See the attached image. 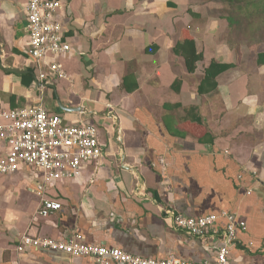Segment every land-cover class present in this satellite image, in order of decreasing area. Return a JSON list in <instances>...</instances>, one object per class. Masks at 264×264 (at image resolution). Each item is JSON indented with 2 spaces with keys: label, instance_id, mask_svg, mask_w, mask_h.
Returning a JSON list of instances; mask_svg holds the SVG:
<instances>
[{
  "label": "crops",
  "instance_id": "crops-1",
  "mask_svg": "<svg viewBox=\"0 0 264 264\" xmlns=\"http://www.w3.org/2000/svg\"><path fill=\"white\" fill-rule=\"evenodd\" d=\"M61 1L72 50L55 61L66 76L40 81L26 60L27 0H0V106L41 103L69 123L94 122L103 156L43 194L31 171L0 176V264H97L62 250L18 249L24 234L73 232L143 257L212 263L218 237L175 228L169 210L236 214L246 229L228 264H264V40H233L212 0ZM212 61L233 67L200 93ZM45 198L62 209L40 215Z\"/></svg>",
  "mask_w": 264,
  "mask_h": 264
},
{
  "label": "built area",
  "instance_id": "built-area-1",
  "mask_svg": "<svg viewBox=\"0 0 264 264\" xmlns=\"http://www.w3.org/2000/svg\"><path fill=\"white\" fill-rule=\"evenodd\" d=\"M62 8L61 0L26 2V60L34 66L36 78L40 81L66 76L62 64L55 61L56 57H64L72 50L58 19ZM102 156L99 128L94 122L69 123L41 103L15 108L0 106V176L31 171L42 177L36 190L43 194L48 184L74 178L82 166ZM62 206L59 200L45 198L39 214L48 216L61 210ZM168 212L172 213V225L186 234L201 238L218 237L212 263L192 262L174 255L161 259L143 257L117 247L86 243L78 232L64 239L24 234L18 249L62 250L70 256L93 258L97 264H228L229 254L239 240V232L246 229V222L230 212L200 217Z\"/></svg>",
  "mask_w": 264,
  "mask_h": 264
},
{
  "label": "trees",
  "instance_id": "trees-1",
  "mask_svg": "<svg viewBox=\"0 0 264 264\" xmlns=\"http://www.w3.org/2000/svg\"><path fill=\"white\" fill-rule=\"evenodd\" d=\"M224 3L227 8L224 10V18H226L230 34L237 40H250L256 38L264 40V0H214ZM245 14V15H243ZM248 14V17H246ZM252 19L247 22L245 19ZM247 29V30H246ZM245 30L247 34L245 35ZM244 33V34H243ZM239 34V35H238ZM261 35V37L259 35ZM202 54L199 52L195 56V60H199ZM264 61V53L259 54V62ZM233 67L232 63L212 61L205 70V76L199 85L200 93H207L215 90L218 86L217 77ZM30 72L28 75L31 76ZM128 78H125L124 83ZM31 82V80H30ZM137 84L128 89H135Z\"/></svg>",
  "mask_w": 264,
  "mask_h": 264
},
{
  "label": "rangeland",
  "instance_id": "rangeland-1",
  "mask_svg": "<svg viewBox=\"0 0 264 264\" xmlns=\"http://www.w3.org/2000/svg\"><path fill=\"white\" fill-rule=\"evenodd\" d=\"M212 2H213V4H214V6L215 7H213V8H215V9H213L214 10V12H215V14L216 15H219V14H222L223 16H224V14H225V9L227 8V6L224 4V3H222V2H218V1H214V0H212ZM215 2V3H214ZM243 15H245V14H243ZM246 17H248V14H246ZM252 19V17L251 18H247V19H245L247 22H249L250 20ZM247 30V29H246ZM245 30V32H244V30H243V32L245 33V35L247 34V31ZM243 33V34H244ZM239 35V34H238ZM259 35V34H258ZM260 37H261V35H259ZM263 36H264V33H263ZM233 40H237V39H235L234 37H231ZM250 40H260V39H257V35H256V38H252V39H250ZM0 182H2V181H0Z\"/></svg>",
  "mask_w": 264,
  "mask_h": 264
},
{
  "label": "water",
  "instance_id": "water-1",
  "mask_svg": "<svg viewBox=\"0 0 264 264\" xmlns=\"http://www.w3.org/2000/svg\"><path fill=\"white\" fill-rule=\"evenodd\" d=\"M2 51H1V47H0V55H1ZM1 63V61H0ZM3 69L6 70V71H10V72H26L27 70H19L18 68H7V67H4L3 66ZM60 106L65 109V110H72L74 108H71V107H65L63 104L60 103Z\"/></svg>",
  "mask_w": 264,
  "mask_h": 264
}]
</instances>
